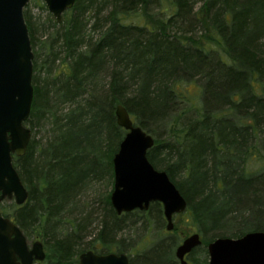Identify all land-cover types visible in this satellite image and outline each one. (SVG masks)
Here are the masks:
<instances>
[{
  "label": "trees",
  "instance_id": "obj_1",
  "mask_svg": "<svg viewBox=\"0 0 264 264\" xmlns=\"http://www.w3.org/2000/svg\"><path fill=\"white\" fill-rule=\"evenodd\" d=\"M23 17L33 53L31 140L13 166L28 197L0 213L42 241L39 264H78L87 251L179 264L181 240L163 234L160 204L118 216L112 189L98 194L113 188V157L126 134L117 106L154 139L148 161L187 203L175 218L196 229L203 248L191 264L207 263L215 239L264 232V166L247 169L264 134V0H75L60 23L47 14L43 41L30 11ZM139 222L157 235L131 255L118 234Z\"/></svg>",
  "mask_w": 264,
  "mask_h": 264
},
{
  "label": "water",
  "instance_id": "obj_2",
  "mask_svg": "<svg viewBox=\"0 0 264 264\" xmlns=\"http://www.w3.org/2000/svg\"><path fill=\"white\" fill-rule=\"evenodd\" d=\"M31 0H0V203L25 204L28 192L14 166L13 156L26 153L31 130L26 126L33 102V53L23 11ZM48 13L60 23L75 0H43ZM117 125L126 134L113 157L114 181L110 204L118 216L146 212L153 203L162 206L166 231L173 219L185 213L187 203L163 171L147 159L154 139L134 125L122 106L115 109ZM202 246L198 233L185 238L175 249L179 264ZM207 264H264V232H249L239 238H218L206 246ZM46 258L43 243H28L21 230L0 214V264H39ZM78 264H129L125 254L83 252Z\"/></svg>",
  "mask_w": 264,
  "mask_h": 264
},
{
  "label": "rangeland",
  "instance_id": "obj_3",
  "mask_svg": "<svg viewBox=\"0 0 264 264\" xmlns=\"http://www.w3.org/2000/svg\"><path fill=\"white\" fill-rule=\"evenodd\" d=\"M42 5H44L43 0H31L28 3V5L25 7V9L27 11H30V14L33 17L32 22H34V25H35V36L40 41H43L45 39V38H42L40 36V33L42 32V29L47 28V24H48L47 14H49L47 10L46 11L42 10V8H41ZM88 26L90 28L91 24H88ZM45 30H47V29H45ZM89 34H90L91 37L96 39L98 37V35H99V31L91 32ZM43 76H44L43 74H41V75L39 74L37 76L38 77L37 79L40 81V83H41V78ZM40 83L37 82V85H40ZM43 92H44V89H43ZM43 134H44L43 131L38 132L36 134V136H35V140L37 141V140L41 139L43 137ZM257 142L260 145V148H258L259 153H257L256 160L251 159V161L249 163L250 165L247 168L248 171H250V170L251 171H257L260 167L264 166V134H260L258 136ZM262 171H264V168L262 169ZM111 189H112V187H110V186L100 187V189H98V194L100 196L104 197L105 195H107V193L110 192ZM93 199H94L93 197L90 198V200H93ZM12 203H13L12 201H3V202H1L0 203V212L1 213L7 212L8 208L10 207V205ZM94 206L100 212L99 206L97 205V203H95ZM76 216L77 215H75V217ZM92 219H95V220L92 221V223L90 225V228H89V232L91 233L90 235H92L91 237H93L96 234L97 227H98V224H99V222L101 220V217H100L99 213H97V215L93 214ZM184 220L183 221L181 219L177 220V218L174 217V219H173V229L171 231H166V229H165L166 224H165L164 228H163V231H162L163 234H168L169 233V234L178 236L179 239L182 242V240H184L185 238L193 235L194 233H198L196 231V229H193L192 227L186 225L184 223ZM156 235L157 234H156L155 230L152 229V228L143 230L141 228V223L140 222L137 223L136 225H134L133 227L127 228L123 232L118 234L119 237L124 238L126 243H128L129 245L132 246L133 250L130 252L131 255L136 254V252L140 254L145 248L149 247L152 244V242H153L154 238L156 237ZM37 240L40 241V239H37ZM37 240L35 239L34 236H33V238L27 239V241H28V243L30 245L33 242L37 241ZM198 249H197V252L194 254V257H196V258L198 257L200 260H202L203 257L201 255V252H202L201 250H203V248L200 247ZM113 252H115V251H113ZM206 261L208 263V255L206 257Z\"/></svg>",
  "mask_w": 264,
  "mask_h": 264
},
{
  "label": "flooded vegetation",
  "instance_id": "obj_4",
  "mask_svg": "<svg viewBox=\"0 0 264 264\" xmlns=\"http://www.w3.org/2000/svg\"><path fill=\"white\" fill-rule=\"evenodd\" d=\"M12 202H13V201H12ZM4 218H6V217H4ZM8 219H9L11 222H13L10 218H8ZM197 249H198V248H197ZM192 252H193V251H192ZM192 252H191V253H192ZM191 253H190V254H191ZM190 254H189V255H190ZM189 255L186 256V259H187V261L190 263V261L188 260V256H189ZM190 264H191V263H190Z\"/></svg>",
  "mask_w": 264,
  "mask_h": 264
}]
</instances>
